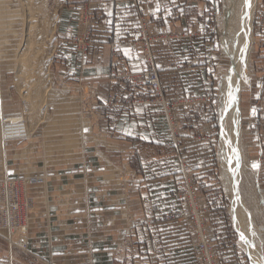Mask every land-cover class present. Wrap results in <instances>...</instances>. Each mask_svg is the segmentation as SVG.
<instances>
[{"label":"crops","instance_id":"crops-1","mask_svg":"<svg viewBox=\"0 0 264 264\" xmlns=\"http://www.w3.org/2000/svg\"><path fill=\"white\" fill-rule=\"evenodd\" d=\"M259 2L254 30L257 59L243 93L242 116L247 127L246 153L264 188V0ZM217 4L218 0L61 1L55 23L57 79L63 85L88 84L97 89L105 103L100 114L110 138L106 147L85 144L67 164L43 169L37 165L43 159L37 147L27 154L28 159H18V149L27 150L16 147L19 142L7 147L10 174L32 168L45 182L29 190L35 213L26 248L0 239V264H195L186 247L190 240L184 220L156 217L166 214L170 177L139 172L124 180L117 175V165L124 158L135 170L129 158L134 159L137 152L142 163L154 158L155 149H162L141 144L151 146L150 138L166 133L161 115H153L147 103L134 102L139 92L144 95L147 90L135 89L118 74L141 72L149 66L138 40L140 18L147 21L152 35L182 33L179 44L164 39L152 42L160 71L196 72L203 63L184 62L196 56L200 62L205 55L214 58L212 17ZM87 11L91 37L85 51L75 40L85 28L80 13ZM109 94L114 95V103ZM189 148L194 155L200 150Z\"/></svg>","mask_w":264,"mask_h":264},{"label":"rangeland","instance_id":"rangeland-1","mask_svg":"<svg viewBox=\"0 0 264 264\" xmlns=\"http://www.w3.org/2000/svg\"><path fill=\"white\" fill-rule=\"evenodd\" d=\"M61 1L44 0L45 9H48L51 14L54 10L57 16V9ZM259 1H255L256 5L252 20V45L249 56L251 71L248 72V82L240 90V125L242 131L239 134V144L242 148L240 149L242 150V155L247 166L246 170L248 171L244 172L246 177L245 180L242 178L239 189L244 195L246 203L249 204L250 202L259 200L264 208V188L258 181V171L249 162L250 159L248 153H246V147H249L245 137L247 127L243 122L244 116H242L243 93L249 86L254 68L253 65L257 59L254 52V30L255 21L258 19L256 11L258 5H260ZM222 7L223 0H218L212 17L214 26V30L212 31L213 49L215 51L214 58L205 55L201 57L203 58V62H200V58L198 60L196 56L194 59L190 58L189 61L186 59L184 62L185 64L189 62L196 66L203 63L204 65L199 66L196 72H194L195 70L185 69H178L177 72L171 73L164 72L163 70L160 71L154 62L151 47L152 42L164 39L170 41L171 44H179L181 41L179 39H183L180 38L182 37V33L171 31L169 33L152 35L147 29V23L146 31L141 32L139 20L138 40L141 41L140 46L144 50V56L149 61V66L144 71L134 72V76L142 80L141 82H134L135 89L147 90L144 95L139 92L134 97V102L147 103L151 107L149 110L153 111V115H161L166 133L164 137L160 135L150 138L152 141L151 146L150 143H148L149 145L141 144L142 148L160 147L162 149L158 152L155 149V152L151 154L154 158L142 163L140 162L142 160L140 158L141 155L137 152L134 155V159L129 158L135 170L131 169L130 165H127L128 159L124 158L117 165V175L124 180L132 176L135 178L139 175V172L142 176L149 177L169 176V186L171 189L169 190V195L165 197L167 203L166 214L156 217L167 220L177 217L183 219L189 240L196 239L200 234L196 225L201 220L204 225H207L205 234H208L217 245L216 249L221 261L225 264H252L248 254L238 246L239 233L233 225L232 216L229 212L231 206L230 197H228L229 195L220 177L217 144L220 136V80L228 68L227 63H229L227 57L220 51L219 18L222 14ZM29 10L30 7L27 0H0V115H22L28 130V136L25 139L6 142L1 138L0 143H3L6 147L19 142L20 145L18 144L16 147H27V150L24 148L23 151L18 149V159H20L19 157H24L25 152L30 147H33L30 152H33L34 149L36 150L37 147L43 157L37 165H40L41 169H43V167L49 168L51 165L61 166L64 163L67 164L69 158L81 153L85 144L91 147H106L110 135L108 136L109 129L107 123L101 118L100 113L105 103L103 104L99 100L97 89L88 84H82L81 86L79 84L63 85L57 79L55 53L57 52L58 43L56 41L55 27L47 33L46 38H42L41 42L37 43L43 46L46 51V56L41 57L43 58V65L46 66L41 85L43 86L46 82L45 86H48H46L47 88L43 92V102L38 104L39 106L37 105L39 121L32 130H29V115L26 110L28 104L26 103L24 93L26 90L25 86L31 76L30 72L26 71L29 69L23 66L25 57L21 58L22 51L27 46L29 40V33H27L28 25L31 21ZM80 15V22L84 25L85 19L84 22L82 19L84 13H80ZM142 19L145 20L144 18ZM90 22L91 19L89 18V21L85 23L84 32L80 39L78 40L77 38L75 40V45L85 51L91 37ZM145 22L147 21L145 20ZM88 23L89 25H87ZM87 29H89V38L85 40ZM144 37L148 40L144 41ZM149 70L156 71L159 80L158 88H155L146 81L145 73L149 72ZM23 73L26 76H30V78H26ZM124 81L133 85L130 81ZM50 91L55 93L52 95L53 98L49 97ZM92 93L95 94L94 97H91ZM110 95V102L114 103V95L112 97ZM189 147H200V150L198 154L194 155L188 151ZM6 155H8V152H6ZM24 158L27 159V156ZM37 165L36 167H38ZM6 171L10 175L7 168ZM112 171L114 172L115 169L113 168ZM20 173L38 175L32 168ZM28 195L30 197L29 193ZM30 201L32 206L31 197ZM196 209L200 210V213L203 214L198 216ZM162 211H159V214ZM206 211L208 215L207 217H203ZM262 220L264 223V219ZM13 238L18 240L15 235H13ZM25 238L27 242L28 238L26 236ZM190 245L188 244L186 247L190 248ZM259 246L262 249L261 254L263 253L262 258L264 260V241ZM190 250L192 251L191 248Z\"/></svg>","mask_w":264,"mask_h":264},{"label":"bare ground","instance_id":"bare-ground-1","mask_svg":"<svg viewBox=\"0 0 264 264\" xmlns=\"http://www.w3.org/2000/svg\"><path fill=\"white\" fill-rule=\"evenodd\" d=\"M27 1L30 7L31 21L27 30L29 40L25 49L21 50V58L25 57L23 66L29 69L26 70L25 68L26 71L30 72L28 73L31 76L30 78V76L25 75L26 72L23 73L26 78H30L29 81L27 80V85H24L26 87L24 96L28 104L26 109L29 115L28 126L29 130H32L39 121L37 105L43 102V92L48 86H45L46 82L43 84L45 87L41 85L43 72L46 69L41 57L46 54V51L43 46L37 43L42 38H46L47 33L54 29L56 13H54L53 9L52 14L48 9H45L44 0ZM255 1L223 0V10L219 18L220 51L227 57L229 63H227L228 68L220 80V136L217 144L220 177L229 195L228 197H230L231 206L229 212L232 216L233 225L239 233L238 246L248 254L252 264H264L263 253L261 254L262 249L259 248V244L264 241L263 204L259 200L249 204L246 203L245 197L239 189L242 178L245 180L246 177L244 172L248 171L246 170L247 166L239 144V134L242 131L240 125V90L248 82V72L251 71L249 56L252 45V20L256 5ZM146 40L148 39L144 37V41ZM53 93V91H50L49 97H52ZM21 125H23L24 130L21 129L19 131L18 129ZM27 136V125L22 115H0V139L11 142L25 139ZM8 146L5 147L3 143H0V170L3 174H8L6 171ZM32 148L30 147L25 152V156L30 153ZM24 157L19 158L25 159ZM5 186L3 183L0 184V191L5 190ZM11 236L10 242L18 244V240L13 238V235Z\"/></svg>","mask_w":264,"mask_h":264},{"label":"built area","instance_id":"built-area-1","mask_svg":"<svg viewBox=\"0 0 264 264\" xmlns=\"http://www.w3.org/2000/svg\"><path fill=\"white\" fill-rule=\"evenodd\" d=\"M89 18L90 16L88 11L84 12V16L82 18L83 22L85 19L84 25L86 21H89ZM139 20L141 23V32L146 31L145 20L142 18ZM87 25H89V23ZM89 29L86 30L87 35L85 36V40L89 38ZM118 77L130 81L133 85L134 82L142 81L140 78L135 77L134 73L131 72L120 73ZM145 79L155 88L159 87L158 75L155 70H149L148 73H145ZM94 96L95 94L92 93L91 97ZM110 97H112V95H110ZM22 126L23 125L19 127V131L21 129L24 130V127ZM43 177L44 176L41 175H31V173H20L17 171L10 175L0 172V184L3 183L6 185L5 190L0 191V239L21 249L26 248L27 242L25 236L28 238L30 222L33 214L35 213L31 206L28 189L31 185L41 184L44 181ZM40 181L42 182L39 183ZM196 213L198 216L203 214L197 209ZM207 215L206 211L203 217H207ZM196 228L200 231V234L196 237V239H190V248L195 254L193 256L195 264H222L219 253L216 254V252H218L216 249L217 245L208 234H205L207 231V225H204V223L200 220L198 221ZM11 235L17 236L18 244L11 243L9 241L10 238H12ZM48 263L51 264V262Z\"/></svg>","mask_w":264,"mask_h":264},{"label":"snow or ice","instance_id":"snow-or-ice-1","mask_svg":"<svg viewBox=\"0 0 264 264\" xmlns=\"http://www.w3.org/2000/svg\"><path fill=\"white\" fill-rule=\"evenodd\" d=\"M241 239H243V237H241Z\"/></svg>","mask_w":264,"mask_h":264}]
</instances>
